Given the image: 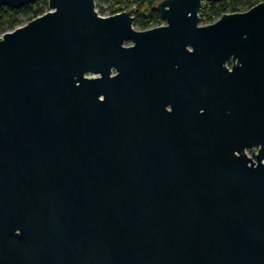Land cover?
Masks as SVG:
<instances>
[{
	"label": "water",
	"instance_id": "95a60500",
	"mask_svg": "<svg viewBox=\"0 0 264 264\" xmlns=\"http://www.w3.org/2000/svg\"><path fill=\"white\" fill-rule=\"evenodd\" d=\"M205 1L139 30L48 0L0 36V264H264V2Z\"/></svg>",
	"mask_w": 264,
	"mask_h": 264
},
{
	"label": "trees",
	"instance_id": "16d2710c",
	"mask_svg": "<svg viewBox=\"0 0 264 264\" xmlns=\"http://www.w3.org/2000/svg\"><path fill=\"white\" fill-rule=\"evenodd\" d=\"M104 2L108 7L100 8L101 13L116 14L133 9L136 29L145 30L162 25L160 13L156 10L161 0H95ZM264 0H223L203 2L200 13L201 23L210 24L218 20L225 13L243 12ZM98 8V7H97ZM48 11V0H35L21 8L0 6V36L7 31L26 24Z\"/></svg>",
	"mask_w": 264,
	"mask_h": 264
},
{
	"label": "flooded vegetation",
	"instance_id": "af4514ba",
	"mask_svg": "<svg viewBox=\"0 0 264 264\" xmlns=\"http://www.w3.org/2000/svg\"><path fill=\"white\" fill-rule=\"evenodd\" d=\"M163 21V20H162ZM164 24V21L162 22V25ZM160 26H161V24H160ZM154 27H156V26H154ZM154 27H151V28H154ZM148 29H150V28H148ZM146 30V29H145ZM131 44V42H126L125 43V45H130ZM189 49V51L190 52H192V48L191 47H189L188 48ZM232 65H233V61L232 60H230V61H228L227 63H226V66L228 67V68H231L232 67ZM114 73V72H113ZM158 83V82H157ZM167 103V102H166ZM165 110L167 111V112H172V105L171 104H167V105H165Z\"/></svg>",
	"mask_w": 264,
	"mask_h": 264
},
{
	"label": "rangeland",
	"instance_id": "374dc122",
	"mask_svg": "<svg viewBox=\"0 0 264 264\" xmlns=\"http://www.w3.org/2000/svg\"><path fill=\"white\" fill-rule=\"evenodd\" d=\"M95 3H96V7H98L99 8V10H100V8H102V7H108V5H106V3H104V2H102V3H100V2H96L95 1ZM134 27H135V25H134ZM136 28V27H135ZM256 150V149H255ZM249 154H250V152H248Z\"/></svg>",
	"mask_w": 264,
	"mask_h": 264
},
{
	"label": "built area",
	"instance_id": "2783aa9c",
	"mask_svg": "<svg viewBox=\"0 0 264 264\" xmlns=\"http://www.w3.org/2000/svg\"><path fill=\"white\" fill-rule=\"evenodd\" d=\"M96 10H97V12L99 13L100 16L113 15V14H110L109 12L101 13L100 10H99V8H97V7H96ZM118 13H120V12H118ZM248 152H249V151H248ZM248 154H249V153H248Z\"/></svg>",
	"mask_w": 264,
	"mask_h": 264
}]
</instances>
